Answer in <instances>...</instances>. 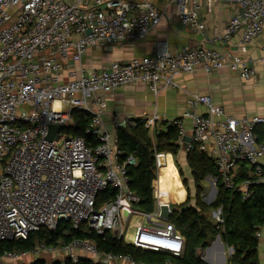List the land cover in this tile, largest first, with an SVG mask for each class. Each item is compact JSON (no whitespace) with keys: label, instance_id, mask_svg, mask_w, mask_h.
Wrapping results in <instances>:
<instances>
[{"label":"built area","instance_id":"1","mask_svg":"<svg viewBox=\"0 0 264 264\" xmlns=\"http://www.w3.org/2000/svg\"><path fill=\"white\" fill-rule=\"evenodd\" d=\"M200 1L169 3L176 6L183 25L203 32ZM205 1L212 5L213 0ZM227 1L239 11L206 40L227 43L241 31L244 50L264 30V0ZM164 13L165 8L152 0H0V241L23 239L31 231L54 229L65 221L72 229L82 227L99 235L114 231L118 238L124 237L128 227L134 228L135 236L128 243L181 255L183 235L172 223L152 222L153 215L159 217L162 201H156L148 213L134 207L137 196L129 189L125 166L135 163V158H119L116 129L120 120L113 115L112 127L107 126L105 95L133 83L156 93L174 86L175 74L197 69L211 72L226 67L244 80L254 78L256 71L239 52L204 44L173 50L162 45L148 55L112 60L99 70L82 64L88 48L133 43L157 25ZM187 104L190 108L173 120L178 144L182 147L184 119L189 118L191 140L184 151L194 149L209 156L217 169L216 182L224 189H237L242 200L249 199L255 187L264 183V140L255 133L257 126L264 128V114L233 115L207 93L190 94ZM196 106L204 110L194 111ZM74 109L88 114L84 130L94 144L64 132L63 126L72 123ZM128 121L124 119L123 126ZM157 121L156 112L145 116L150 134ZM50 124L62 126L56 138H47ZM108 187L114 195L99 200L97 193ZM209 214L221 229V206ZM224 248L229 257L233 248ZM42 254L73 262L84 256L99 264H137L128 254L102 252L89 238L80 237L5 252L0 264L31 262ZM260 261L257 264H264V243Z\"/></svg>","mask_w":264,"mask_h":264},{"label":"trees","instance_id":"2","mask_svg":"<svg viewBox=\"0 0 264 264\" xmlns=\"http://www.w3.org/2000/svg\"><path fill=\"white\" fill-rule=\"evenodd\" d=\"M72 123L63 126L67 134L82 137L86 143L94 144V138L84 130L89 116L86 112L74 109ZM119 158L127 155L135 158V163L126 164L129 189L137 196L134 207L142 212H151L154 208L152 181L155 178L156 153L171 152L176 157L180 145L176 140L177 127L173 121H162L153 133L144 126V118H130L125 126L116 129ZM185 160L195 184L194 204L185 210H175L169 221L184 237L181 255H173L168 251L149 250L127 243L118 238L114 231H106L103 235L82 227L72 229L68 222L59 221L54 229L40 228L28 233L26 238L0 241V255L5 252L28 251L39 243L54 244L60 239L67 241L73 237L89 238L102 252L112 254H128L137 264H208L200 258L199 250L209 246L216 234H219L224 246H231L233 253L225 264H257V232L264 223V183L255 187L249 199L242 200L237 189H224L217 180V194L210 204L201 198L204 177L217 176V169L212 159L196 150L185 151ZM181 171L180 167H178ZM185 182V180H183ZM186 185V184H185ZM114 195L110 187L99 191V200ZM183 205V204H182ZM181 206V205H180ZM178 206V208L180 207ZM221 206L223 223L217 229L208 217L210 210ZM42 254L31 262L22 260L19 264H99L89 257H79L73 262L68 257L52 259L49 263Z\"/></svg>","mask_w":264,"mask_h":264},{"label":"crops","instance_id":"3","mask_svg":"<svg viewBox=\"0 0 264 264\" xmlns=\"http://www.w3.org/2000/svg\"><path fill=\"white\" fill-rule=\"evenodd\" d=\"M152 1L157 7H164L165 13L157 25L151 27L143 38L133 43L90 47L83 55L82 64L86 68L99 70L112 60H125L133 56L148 55L162 45L173 50L204 44L219 50L230 49L239 52L254 66L255 77L244 80L236 72L222 67L211 72L201 69L193 72H179L173 77L174 86L165 87L156 93L140 83L119 86L105 95L106 113L104 118L107 126L112 127L110 118L113 115L117 116L120 125L123 126L124 119L145 118V116L156 112L159 115L156 128L160 127L162 121H173L190 108L187 98L192 93L209 94L215 104L222 106L226 112L233 115L250 117L264 114V30L246 45L244 50L240 48L241 31L233 34L227 43L210 42L206 38L222 29L228 19L239 11L236 4L227 0H213L212 5L208 7L205 0L200 1L198 14L206 26L205 30L201 32L180 22L176 6L169 3L170 0ZM193 110L202 112L204 107L196 106ZM184 125L185 135L190 136L189 118L184 119ZM255 133L258 140H264L263 127L257 126ZM180 150L184 151L182 147L179 148ZM156 155H159V158ZM156 155L155 178L152 182L154 184L152 185L154 203L156 204V201L168 202L169 207L174 203H184L186 193L182 185L183 180L180 181L178 178L177 171H179L180 165L177 159L171 152L156 153ZM184 164L187 165L185 156ZM176 207L178 206L174 208L176 209ZM152 222L163 226L167 223L171 224L169 220H163L157 215L152 216ZM174 230L180 233L176 228ZM135 232L134 228L128 227L123 240L127 243L130 242L135 236ZM209 248L210 257L208 259L210 261L215 260L217 264L226 263L224 248L218 241Z\"/></svg>","mask_w":264,"mask_h":264},{"label":"rangeland","instance_id":"4","mask_svg":"<svg viewBox=\"0 0 264 264\" xmlns=\"http://www.w3.org/2000/svg\"><path fill=\"white\" fill-rule=\"evenodd\" d=\"M184 156H185V151H179L178 152V156L175 157L180 165V169L181 171H177L179 173V180L182 181V180H185V182H182V185L184 186V189H185V193H186V199H185V202H181V203H174V204H171V207H175V206H180L182 204H189V205H193L194 204V193H195V184L192 180V177L190 175V171L188 169V166L186 164H184ZM160 176V175H159ZM208 176V175H207ZM206 176V177H207ZM204 177L201 184L203 185V190L201 192V198L204 202L207 203V200H206V196H210L212 197L214 195V192L213 190H211V177L210 176L209 178H206ZM160 181V180H159ZM186 184V185H185ZM217 186V185H216ZM159 188H160V183H159ZM218 188V186H217ZM177 202V201H176ZM175 205V206H174ZM178 208V207H176ZM208 217L210 219V214L208 213ZM258 232L260 233V236L257 237L258 238V244H257V257H258V260L259 262L261 263L260 261V256H261V251H262V246H263V243H264V223L260 226ZM217 237L220 238L219 234H216L214 236V238L211 240L209 246H211L213 243H215L217 241ZM221 240V239H220ZM209 246L206 247L205 249L203 250H199V256H201L203 258V260H205L206 262H210L209 264H217V261L215 260H209L208 257H210L209 255ZM224 253H225V257L228 258V255H227V252H226V248H224ZM46 260H47V263H49L51 261V257L48 255V256H45ZM1 264H14L13 262L11 261H4L3 263Z\"/></svg>","mask_w":264,"mask_h":264},{"label":"water","instance_id":"5","mask_svg":"<svg viewBox=\"0 0 264 264\" xmlns=\"http://www.w3.org/2000/svg\"><path fill=\"white\" fill-rule=\"evenodd\" d=\"M62 128L61 125L59 124H50L49 125V131H48V134H47V138L48 139H52V138H56L57 135H56V131H58V129ZM183 139V145H182V148L185 149L186 146L188 145V143L190 142V136L189 135H184L182 137ZM210 175H208L206 178H209ZM211 190H213L214 192V195L215 193L217 192V186H216V178L215 177H211ZM214 195L212 197L210 196H206V200H207V203L210 204L214 201ZM191 205L189 204H183L181 205L179 208H172V207H169V203L168 202H162L159 204V217L163 220H169L171 214L179 209L180 211L182 210H185L187 209L188 207H190ZM217 241L222 245V247L224 248V244L222 243V241L220 240L219 237H217ZM149 250H153V249H150ZM224 260H226L225 256H224Z\"/></svg>","mask_w":264,"mask_h":264}]
</instances>
